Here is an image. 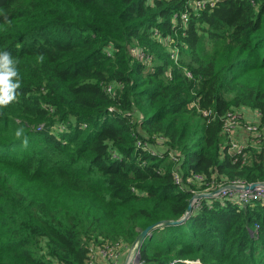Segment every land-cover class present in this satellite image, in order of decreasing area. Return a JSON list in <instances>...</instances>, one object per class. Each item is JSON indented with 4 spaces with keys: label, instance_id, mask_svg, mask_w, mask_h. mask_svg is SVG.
Masks as SVG:
<instances>
[{
    "label": "trees",
    "instance_id": "16d2710c",
    "mask_svg": "<svg viewBox=\"0 0 264 264\" xmlns=\"http://www.w3.org/2000/svg\"><path fill=\"white\" fill-rule=\"evenodd\" d=\"M188 2L0 0L21 84L0 107V264H87L90 248L180 218L207 183L264 182V149L243 162L222 131L229 110L264 113V0ZM139 260L264 264V200L201 197Z\"/></svg>",
    "mask_w": 264,
    "mask_h": 264
},
{
    "label": "built area",
    "instance_id": "2783aa9c",
    "mask_svg": "<svg viewBox=\"0 0 264 264\" xmlns=\"http://www.w3.org/2000/svg\"><path fill=\"white\" fill-rule=\"evenodd\" d=\"M206 0H190L188 2L191 6L198 8L203 7ZM174 18L179 17L183 23L188 18L187 10H181L173 14ZM132 54L142 56L137 48H132ZM178 48L170 50L169 56L177 61ZM187 75H190L189 71H186ZM206 113V111H204ZM264 113L261 111L243 107L238 110H229L225 113L222 123V131L225 134V148L226 152L231 156H240L242 161L247 159L246 149L251 147L253 149H264ZM144 147V146H143ZM196 179H200L199 176H195ZM176 180L179 181V176L176 175ZM257 182L252 187L243 188L244 184H250L251 182H245L242 180H233L227 184H235L240 187H226V184L213 183L205 184L204 189L195 190V192H208L218 189L211 197L233 199L239 205L252 204L257 200H264V182ZM198 206V204L196 205ZM254 227H258V223H254ZM129 246H125L123 250L115 248L111 245H104L102 247L90 248L89 259L87 264H96V260L101 258L107 261L108 264H122L125 255L129 254ZM125 253L123 259L122 254ZM128 264H141L139 260V248L134 251L131 256L129 255ZM193 264V262L191 261Z\"/></svg>",
    "mask_w": 264,
    "mask_h": 264
},
{
    "label": "clouds",
    "instance_id": "9594fccd",
    "mask_svg": "<svg viewBox=\"0 0 264 264\" xmlns=\"http://www.w3.org/2000/svg\"><path fill=\"white\" fill-rule=\"evenodd\" d=\"M42 60L43 57L41 56ZM17 61L10 53L0 52V107L6 106L16 99V90L21 87L20 77L16 69ZM17 138L23 136V129H18L15 133ZM25 146L27 139H24Z\"/></svg>",
    "mask_w": 264,
    "mask_h": 264
},
{
    "label": "water",
    "instance_id": "95a60500",
    "mask_svg": "<svg viewBox=\"0 0 264 264\" xmlns=\"http://www.w3.org/2000/svg\"><path fill=\"white\" fill-rule=\"evenodd\" d=\"M255 184H257V182H251L250 184H244L243 188L252 187ZM262 184H264V183H262ZM225 186L226 187H237V188L240 187L239 185H235V184H226ZM217 191H218V189H215V190H212V191H208V192H205V191L204 192H202V191L196 192L189 198L186 211L180 218H178V219H164V220L157 221V222H154L152 224H149L145 228L141 229L139 231V233L137 234V236L135 237V239L133 240V242L130 244V247H129V250H128L129 254L125 255L122 264H128L127 261H128L129 255L131 256V254L140 247V245H141L142 241L144 240V238L147 235H150L151 231L154 228H156L158 226H162V225L178 224V223L183 222L191 214L192 205H193V202H194L195 199H198V198H201V197H211ZM190 262L191 261H189V263Z\"/></svg>",
    "mask_w": 264,
    "mask_h": 264
},
{
    "label": "rangeland",
    "instance_id": "374dc122",
    "mask_svg": "<svg viewBox=\"0 0 264 264\" xmlns=\"http://www.w3.org/2000/svg\"><path fill=\"white\" fill-rule=\"evenodd\" d=\"M164 47L166 50L170 51L172 49H175V47L173 48L171 45H167L166 43H164ZM199 52L202 54V55H209V53L211 52L210 50V46H209V42L206 40V38L202 39L201 43H200V47H199ZM178 57L183 56L185 59L188 57V53L183 50V52H178ZM196 193V192H195ZM199 203V198L198 199H195L194 202H193V205H192V210L197 208V204ZM120 250H123L122 248H120ZM122 254V253H121ZM125 253L122 254V259L124 257ZM193 263L195 261H192ZM190 264H192L190 262Z\"/></svg>",
    "mask_w": 264,
    "mask_h": 264
},
{
    "label": "bare ground",
    "instance_id": "6f19581e",
    "mask_svg": "<svg viewBox=\"0 0 264 264\" xmlns=\"http://www.w3.org/2000/svg\"><path fill=\"white\" fill-rule=\"evenodd\" d=\"M196 264V263H195Z\"/></svg>",
    "mask_w": 264,
    "mask_h": 264
}]
</instances>
